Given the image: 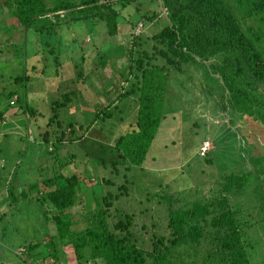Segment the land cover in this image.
<instances>
[{"label":"rangeland","instance_id":"1","mask_svg":"<svg viewBox=\"0 0 264 264\" xmlns=\"http://www.w3.org/2000/svg\"><path fill=\"white\" fill-rule=\"evenodd\" d=\"M20 1L0 0V110H5L1 117L5 123L0 120V264L49 262L45 257L39 263L30 251L19 257V249L25 252L24 245L54 233L52 222L45 221L40 205L30 198L35 192L28 190L26 184L39 182L59 169L80 175L82 169H90L91 175L95 173L110 180V184L91 187L98 194L116 191V186L126 179L128 192L113 200L111 212L114 215L116 209L133 213L130 230L144 250L150 248L152 233H166L165 206L155 197L150 198L155 191L165 189L173 194L182 191L179 197L184 199V188L192 186L200 194L212 197L217 194L210 193L215 181L226 175L249 172L244 192L228 191V195L231 207L238 209L236 218L243 226L242 238L248 243L252 264H264V190L261 188L264 134L259 132V129L264 132V123L256 125L250 117L229 107L221 79L217 73L210 72L212 69L190 63H182L179 69L166 67L163 72L153 67L147 80L153 86L151 89L157 91L152 105L158 126L142 164L130 165L127 171L123 168L125 162L114 169L108 164L115 155L113 140L134 128L137 116L139 71L133 69L135 76H128L127 52L131 48L133 58L141 56L143 50L147 54L153 52L150 37L165 23L159 0H132L125 6L113 3L112 8L119 9L113 35L107 33L102 20L71 19L88 14L85 7L61 10V17L49 12L23 27L14 16L16 7L24 6ZM80 1L83 0H42V6L53 9ZM151 13L157 16L151 21L142 20V15ZM137 36L138 44H133V37ZM151 61L158 66L162 63L158 57ZM20 74H27L22 82L24 88L13 81ZM126 76L129 78L125 80ZM8 90H15L21 101L8 105L14 99V96L6 97ZM70 91L71 102L57 109V125L49 120L53 112L51 104ZM124 91L128 92L127 96L116 98V94ZM155 104H160V108ZM19 105L33 109L34 114H24ZM105 105H109V117L95 119L81 138L52 142L60 131L66 130L69 118L85 125L94 111ZM44 131L47 142L42 140ZM205 141L203 151H208L210 163H205L200 155ZM70 155L73 157L70 162L59 168L61 161ZM251 156L255 158L250 159ZM100 157L105 166L98 161ZM80 187L79 195L87 194L88 190L83 185ZM7 188H13V193L7 194ZM23 189L25 198L20 193ZM80 211L81 205L71 209L76 219L80 218ZM107 221L110 224L114 218L109 216ZM81 225L80 221L75 227ZM197 247L202 256L205 247ZM55 253L58 256L55 264H77L68 251ZM82 264H102V261L87 260Z\"/></svg>","mask_w":264,"mask_h":264},{"label":"trees","instance_id":"2","mask_svg":"<svg viewBox=\"0 0 264 264\" xmlns=\"http://www.w3.org/2000/svg\"><path fill=\"white\" fill-rule=\"evenodd\" d=\"M130 1L132 0H107L98 3V0H83L72 6L60 4L56 8L45 9L42 0H21L20 3L25 7H16L14 16L20 25L26 27L34 18L49 12H53L52 16L61 17V10L74 7H77L76 10H82L85 7L89 9L88 14L71 19L90 17L102 20L107 33L113 35L117 28L116 16L119 9L112 8V5L118 2L125 6ZM159 2L165 23L150 37L153 52L147 54L143 50L141 56L135 58L132 57L131 48L127 52L130 61L127 65L128 76H135L133 69L139 71V86L136 87L139 90L138 109L134 120L135 127L113 140L115 155L108 162L113 169L120 162H125V171L130 169V165L141 166L145 152L155 135L158 119L154 116L152 103L157 91L151 89L153 86L147 80L150 75L147 74L153 67L163 72L166 67L179 69L182 63L207 66L212 69L211 73H217L221 79L229 107L250 117L251 122L256 125L264 123V0ZM156 16L155 13L149 16L144 14L142 20L151 21ZM133 38V44H138V36ZM156 57L162 60L159 66L151 61ZM100 58L104 64L105 59L103 56ZM26 78L27 74H20L15 76L13 81L24 88L22 82L26 81ZM127 78L129 77L124 79ZM132 90L131 88L129 91ZM71 94L72 91L64 92L60 101L52 102L53 112L49 120L59 125L56 121L57 109L66 107L71 102ZM5 95L7 98L15 97L8 105L21 101L15 90H8ZM124 95L127 96L128 92H120L116 94V98ZM155 106L160 108V104ZM19 107L24 114H34L33 109L26 105ZM108 108L109 105H105L94 111L91 121L85 125L69 118L65 124L66 130L60 131L52 142L57 144L59 141L81 138L95 119L109 117ZM4 112V109L0 110V120L3 124L5 122L1 117ZM259 132L264 134L260 129ZM42 140L48 141L45 131L42 133ZM206 152L201 155L202 159L205 163H210L208 151ZM71 158L72 155L67 160H62L59 168L65 167ZM254 158L255 156L250 157ZM98 161L105 166L104 159L100 157ZM82 170L80 175L75 172L63 173L59 169L56 173L41 178L39 182L37 180L26 184L28 190L35 192L30 198L40 205L45 221L52 222L54 233L42 235L40 240L36 239L24 245L25 252H19V257L30 251L34 259L38 257L39 263L48 257L49 262L44 264H53L58 258L55 252L61 250L68 251L77 264L95 259L101 260L102 264H252L247 250L248 243L242 238L243 226L236 218L238 209L231 207L228 195V191L238 194L244 192L245 178L249 172L226 175L215 181L214 189H211L210 193L217 194L212 197L200 194L199 190L196 191V187L192 186L184 188V199L179 197L182 191L176 194L165 189L155 191L150 198L155 197L158 203L161 202L165 206L166 233H152L150 248L144 250L137 245V238L130 230L133 213L115 209L114 216L111 212L113 200L127 194L128 181L124 179L116 186V191L98 194L95 189L91 190V187L96 184H110L111 181L95 173L91 175L90 169ZM92 171H95L94 167ZM114 172H117V169ZM81 185L89 193L82 192L79 195ZM261 188L263 191L264 186ZM12 190L13 188H7L6 193H13ZM20 193L25 198L24 189L20 190ZM77 205L82 207L79 219L71 212ZM109 216L114 218L110 224L107 221ZM80 221L83 226L75 227ZM198 245L205 247L202 256L197 250Z\"/></svg>","mask_w":264,"mask_h":264},{"label":"built area","instance_id":"3","mask_svg":"<svg viewBox=\"0 0 264 264\" xmlns=\"http://www.w3.org/2000/svg\"><path fill=\"white\" fill-rule=\"evenodd\" d=\"M14 99H15V97H14ZM14 99H12V100H10V101H13ZM204 144H207L206 141L203 142V145L200 147L202 151H203V150L205 151V149H203V148H204ZM204 151H203L200 155H203V154H204ZM22 250H23V249L20 248V249H19V252H21Z\"/></svg>","mask_w":264,"mask_h":264}]
</instances>
